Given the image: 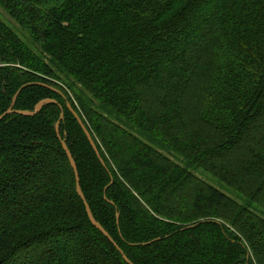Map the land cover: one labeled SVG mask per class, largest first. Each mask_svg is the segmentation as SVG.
I'll return each mask as SVG.
<instances>
[{"label":"trees","instance_id":"trees-1","mask_svg":"<svg viewBox=\"0 0 264 264\" xmlns=\"http://www.w3.org/2000/svg\"><path fill=\"white\" fill-rule=\"evenodd\" d=\"M0 8V264H264V0Z\"/></svg>","mask_w":264,"mask_h":264},{"label":"rangeland","instance_id":"rangeland-1","mask_svg":"<svg viewBox=\"0 0 264 264\" xmlns=\"http://www.w3.org/2000/svg\"><path fill=\"white\" fill-rule=\"evenodd\" d=\"M0 18L5 21L8 22L10 24V26L16 28L19 31V35L21 36V38L26 41V43L34 49V45L33 43H31V41L29 40V37L27 36V34L23 33L11 20L10 18L7 16V14L3 11V9L0 8ZM37 48V46H36ZM124 124V123H122ZM133 132H135V130H132ZM154 146L156 148H159V146L157 144H154ZM166 156H168V158L174 162L177 165H181V166H185V162L182 158H179L177 155L168 152L166 149L161 150ZM188 170L190 172H192L196 177H198L199 179H201L202 181H204L205 183H207L208 185L212 186L213 188H215L216 190L226 194L227 196H229L232 200H234L235 202H237L238 204L241 205H247L246 201L240 196L238 195L235 191H233L232 189H229L228 187H226L224 184H222L221 182H219L217 179L213 178L212 176L204 173L203 171L199 170L198 168L192 167L190 166L188 168ZM250 208L252 210H254L256 213H258L261 217L264 218V211H262L261 209L257 208L254 205H249Z\"/></svg>","mask_w":264,"mask_h":264},{"label":"water","instance_id":"water-1","mask_svg":"<svg viewBox=\"0 0 264 264\" xmlns=\"http://www.w3.org/2000/svg\"><path fill=\"white\" fill-rule=\"evenodd\" d=\"M44 103H45V102L39 103L38 106L36 107L35 112H37V111L41 108V106H42ZM10 112H11L10 110L6 111L3 115L0 116V120H1V118H2L4 115H6V114H8V113H10ZM25 114H31V113L25 112ZM73 114H74V116L76 117V119H77V121H78L80 127L84 130L86 136L88 137L89 142H90V144H91L93 150L97 153V149H96V147H95L93 141L91 140V138H90L88 132H87L86 129L84 128L82 122H81L80 119L76 116V114H75L74 112H73ZM61 144H62V147H63V149H64V151H65V153H66V155H67V157H68V159H69V162H70V164H71V167H72V169H73V172H74V174H75V178H76V188H77L78 195H79V197H80V198L83 200V202H84L83 195H82V193H81V192L79 191V189H78V175H77V171H76V166H75V164H74V161H73V159H72V156H71L70 152L68 151L66 145H65L63 142H61ZM84 205H85V207H86L87 215H88L89 219L92 221V223L95 225V227H97V228L101 231V233H102L104 236H106V237H107V238L113 243L112 239L107 235V233L104 231V229H103L100 225H98V224H96V223L94 222V220H93V218H92V216H91V214H90L89 208L87 207V205H86L85 202H84ZM113 244H114V243H113Z\"/></svg>","mask_w":264,"mask_h":264}]
</instances>
